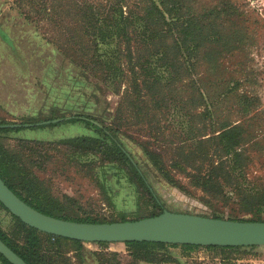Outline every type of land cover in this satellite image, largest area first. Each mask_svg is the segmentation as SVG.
<instances>
[{
  "label": "rangeland",
  "instance_id": "obj_1",
  "mask_svg": "<svg viewBox=\"0 0 264 264\" xmlns=\"http://www.w3.org/2000/svg\"><path fill=\"white\" fill-rule=\"evenodd\" d=\"M119 2L128 18L147 1L0 0V123L88 117L130 153L163 211L264 220V0H175L185 17L225 6L242 13L243 35H198L211 40L196 49L198 60L153 28L119 32L108 18ZM144 23L139 18L138 26ZM107 26L111 35L97 34ZM233 126L238 145L227 155L218 135ZM89 136L93 130L81 123L23 129L0 136V157L16 187L55 215L154 217L156 207L123 166L63 145ZM51 242L64 264H138L123 243L79 250ZM164 253L173 259L168 264H219L224 257L264 264V246Z\"/></svg>",
  "mask_w": 264,
  "mask_h": 264
},
{
  "label": "trees",
  "instance_id": "obj_2",
  "mask_svg": "<svg viewBox=\"0 0 264 264\" xmlns=\"http://www.w3.org/2000/svg\"><path fill=\"white\" fill-rule=\"evenodd\" d=\"M139 9L137 8L136 15L132 13L129 9L128 18L122 17V2L115 4L111 7L110 17H113L115 24H117V30L119 32H125L130 26L133 25L134 31L138 32L144 30L147 27L153 28L159 31L158 35H164L172 39V46L178 52L184 50L187 53V57L195 58L198 60L200 58L199 53H197V48L202 45H206L211 42L209 37H201L198 35H243L242 30H240L238 21H241V12L235 6H225L218 9V7H213L209 11H204L199 15H190L188 11L185 17L180 5L171 0V3H166L163 0H146ZM93 13V12H92ZM91 13V14H92ZM96 14V13H95ZM94 15V13H93ZM139 18L145 23L144 25L139 24ZM123 19V20H122ZM109 26L113 21L107 19ZM230 22V23H229ZM229 23L230 25H226ZM138 26V27H137ZM205 26V27H204ZM91 30L96 28L91 22ZM97 29V28H96ZM100 35H111L110 27H100L98 29ZM96 33V32H95ZM202 57L211 64L212 57L210 54H204ZM188 59V60H189ZM190 63V60L188 61ZM75 85H77V82ZM203 98V90L200 89ZM63 122L49 123L46 125H33L32 127H15V128H0V136L7 135L9 133H18L23 129L30 128H43V127H55L60 124H73L81 123L84 126L93 130V136L89 137H79L75 139H69L63 145L67 146L77 152H90L100 155L103 160L107 163H118L123 166L136 181L141 189L147 194L150 201L154 204L157 209V215L163 212L160 201L155 196L151 187L149 186L145 174L138 168L137 164L134 162L132 156L120 144L114 135L110 131L104 129L100 124L92 121L88 117L83 116H70L62 117ZM55 120V119H51ZM50 120V121H51ZM0 125H2L0 123ZM236 127H230L227 130H223L218 135V140L223 143L222 151L227 155L233 151V148L238 145L237 135L234 134ZM150 162L155 168H158L160 173H163V169L160 168L158 162L150 157ZM0 178L5 183V185L23 202H25L30 207L35 210L59 219L79 222V223H115L110 221H98L94 219H73L67 218L60 215H55L49 211L46 205H43L38 199L33 198L29 194H23L20 189L16 187L14 179L8 173V165L0 157ZM44 206V207H43ZM262 206V205H261ZM264 206V205H263ZM47 207V208H45ZM0 208L6 211L12 218L11 223L7 225V229L2 230L0 227V240L5 243L15 254H17L25 263L27 264H64L62 261L58 260V256L53 252L51 248V240L56 241H66L75 244L79 250H82V245L85 244L80 241L70 240L61 237H55L42 233L34 228L28 227L23 224L18 218L11 215L0 203ZM257 211H260V207H256ZM123 218L120 222H124ZM237 221V220H236ZM243 222V220H238ZM246 222H264L260 218L244 220ZM97 245H106L108 243H95ZM130 250V257L134 259L138 264H168L173 262V259L168 255H165V251L168 248L181 247L185 252H191L194 249L201 248V246L193 245H170L163 243H151V242H125L123 243ZM206 249L221 248L227 250H235L243 247H213L206 246ZM248 248H253L249 246ZM0 264H10L2 255H0ZM219 264H250V263H239V260L224 257L220 260Z\"/></svg>",
  "mask_w": 264,
  "mask_h": 264
},
{
  "label": "water",
  "instance_id": "obj_3",
  "mask_svg": "<svg viewBox=\"0 0 264 264\" xmlns=\"http://www.w3.org/2000/svg\"><path fill=\"white\" fill-rule=\"evenodd\" d=\"M5 124L0 128L32 127L57 123ZM0 203L23 224L55 237L83 243L151 242L170 245L213 247L264 246V222H240L196 215L161 214L136 221L79 223L45 215L19 199L0 178ZM0 255L10 264H27L0 240Z\"/></svg>",
  "mask_w": 264,
  "mask_h": 264
},
{
  "label": "crops",
  "instance_id": "obj_4",
  "mask_svg": "<svg viewBox=\"0 0 264 264\" xmlns=\"http://www.w3.org/2000/svg\"><path fill=\"white\" fill-rule=\"evenodd\" d=\"M11 220V216L6 211L0 208V227L2 228V230L7 229V225L11 223ZM141 264L146 263L141 262Z\"/></svg>",
  "mask_w": 264,
  "mask_h": 264
}]
</instances>
